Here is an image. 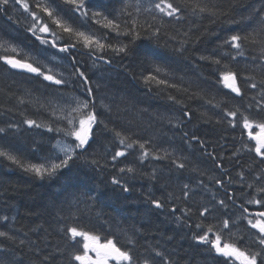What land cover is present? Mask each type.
<instances>
[{
  "label": "trees",
  "instance_id": "16d2710c",
  "mask_svg": "<svg viewBox=\"0 0 264 264\" xmlns=\"http://www.w3.org/2000/svg\"><path fill=\"white\" fill-rule=\"evenodd\" d=\"M124 2L86 0L89 17L85 19L64 0H47L48 5L71 26L95 33L105 38L106 43L116 46L128 44L130 37L104 28L103 23L95 22L102 17L93 19L91 13L100 12L109 19H116L122 31L125 21L130 19L121 13ZM127 2L131 5L135 0ZM211 2L226 14L200 18L188 16L180 22L166 19L158 38L151 35V30H141L140 39L131 46L128 55L115 54L110 49L103 53H90L79 44L65 52L63 68L66 69L65 64L69 63L74 72L79 69L87 76L100 119L109 130L115 127L136 133L134 138H151L157 148L167 149L173 155L163 160L150 158L139 164L136 161L138 152L132 151L127 159H121L116 168L111 164L104 166L118 145L113 142L111 131L100 125L96 127V135L87 150H78V158L54 175L37 176L0 157V231L15 238L0 237V264H78L71 260V254L80 250V245L69 242L61 231V226L74 222L84 230L118 240V246L125 248L128 237H132V255L139 264L144 259H154L155 264H226V258L193 238L202 234L195 225L201 221L204 225L217 224L225 216L239 217L242 212L239 205L251 198L250 194L255 191L248 189L247 185L261 183L255 177L264 169V164L253 153L237 151L246 142V134L242 138L239 128L233 130L224 119L222 110H231L236 105L243 109L251 103V117L264 119V112H258L255 107L260 101L259 86L256 89L245 88L244 98H237L229 89L216 83V65L199 57L219 56L229 51L219 45L230 35H246L258 28L260 15L257 13L264 14V0ZM29 3L34 5L35 0H29ZM128 12L136 15L132 7ZM139 19L141 22L147 19L154 26H160L159 21H151L147 13H142ZM31 23V18L19 5L16 8L9 5L0 10V33H3L0 41L23 50H36L43 44L28 31ZM50 27L57 32L58 47L75 42V38H69L51 24ZM185 32L187 37L183 35ZM45 38L53 39L51 35ZM184 39L188 43L184 45L183 52L177 51ZM255 48L246 46L244 57L233 62V67L244 75L253 76L259 85L264 79V71L260 67L264 61H253L252 57L260 55ZM100 55L104 60L97 59ZM19 58L25 59L22 55ZM109 60L111 63L106 62ZM94 61L98 68L91 67ZM156 66L168 73L167 76L161 73L160 79H167L169 85L176 84L188 91H178L169 85L146 84L143 76L153 72ZM80 79L76 76L75 85L80 83ZM72 90L69 86L54 85L37 75L11 69L0 61V127L18 126L9 128L6 134L0 133V148L34 164L46 163L41 160L49 155V161L64 159L63 155L52 156L53 144L65 137L64 134L50 132L47 127L30 128L23 121L33 119L55 129L61 121L50 118L46 111L37 110L39 103L35 96L43 98L51 92L77 94ZM194 93H200V96L189 99ZM169 96H175L183 103L175 104L168 99ZM18 98L24 99L25 103H19ZM209 100L212 103H208ZM217 103L219 108L215 107ZM104 104L111 107L110 112L102 106ZM185 112L190 115L186 117ZM218 120L222 122L218 123ZM193 135L204 141V146L192 140ZM73 140L66 137L70 143ZM159 154L163 155V152ZM94 159L99 164H92ZM173 160L184 163L186 167L177 169ZM128 164L137 169L136 174H119L118 168ZM154 168L155 180L148 175ZM241 171L244 172L243 179L238 176ZM113 176L127 183L130 190L125 192L112 184ZM209 177L222 179L223 187ZM200 181H203L202 185ZM184 184L190 186L187 198L183 196ZM229 196L232 200L228 199ZM150 198L161 200L164 206L156 208L149 202ZM220 200H225L229 207L222 208L218 203ZM245 206L252 211L260 210L257 205ZM203 207H214L215 211L202 218L199 211ZM173 208L177 210L173 212ZM187 208L192 209L191 216L185 214ZM231 232L233 238L244 236L246 244L253 250L260 247L252 244L254 237L246 221H237ZM224 235L227 239L229 233ZM155 252L162 253L165 259L155 256Z\"/></svg>",
  "mask_w": 264,
  "mask_h": 264
},
{
  "label": "snow or ice",
  "instance_id": "6c2138e0",
  "mask_svg": "<svg viewBox=\"0 0 264 264\" xmlns=\"http://www.w3.org/2000/svg\"><path fill=\"white\" fill-rule=\"evenodd\" d=\"M67 5L72 6L74 11L81 17L87 19L89 17V11L86 5V0H64ZM10 0H0V10H5L9 6ZM14 5H19L24 13H27L31 18L32 23L28 28L42 44H51L52 47L57 46L59 37L57 32L52 30L50 24L58 29L62 33H66L69 38H75V42L71 45L64 44L60 47L61 52H69L71 48H75L77 44L89 50L90 53L100 52L103 53L106 50H111L115 54L128 55L131 51V46L141 37V30H151V35L158 38L161 32V27L165 25L166 19L169 21L180 22L186 19L188 16L200 18L204 15L209 17H217L225 15L220 7L211 2V0H135L134 4H129L125 0L121 13L128 16L130 19L125 21V26L121 31V24L116 19H109L107 16H103L100 12H92L93 19L96 17H102V20L96 19V23H103L104 28L112 29L117 35H123L130 37L128 44H121L119 46L109 44L105 42V38L97 36L95 33L82 31L71 26L66 20L59 16L53 8H51L47 0H35L34 5L29 3V0H13ZM146 5V6H145ZM33 7L35 10H33ZM132 7L136 13L135 16L131 12H128V8ZM142 13H147L151 17V21H159V27L154 26L153 23H149L147 19L143 22L139 19ZM260 26L254 28L246 35L239 33L230 35L225 39L219 47L227 48L229 51L221 53L219 56H200L201 60H210L212 64L216 65V83L222 84L224 88L229 89L235 97L243 99L244 89H256L260 88L259 96L260 101L256 103L255 107L258 112H264V79L259 82V85L255 82L253 76L244 75L243 72L233 67V62H237L238 58L244 57L245 48L248 45L256 46L255 50H258L259 57H252L253 61L260 59L264 61V14H260ZM233 23L234 21H229ZM39 33L40 35H37ZM51 35L53 39L49 41L45 37ZM185 37L188 33H183ZM176 39L175 36L172 37ZM198 39V38H197ZM188 43L187 39L181 40V47L177 50L183 52L184 45ZM20 52L14 45L9 44L6 41H0V61L5 65L10 66L11 69L24 70L27 73L36 74L39 77H43L45 81H50L54 85L67 86L68 81L64 78H57V75L53 73L51 69L42 70L40 66H37L27 59L19 58ZM97 59L104 60V56H97ZM111 63V61H106ZM261 70L264 71V64L260 65ZM247 71V67L245 68ZM165 76L168 73L159 66L154 68L153 72H149L143 76V80L146 84L155 83L157 85H169L167 79H160V74ZM61 77L63 74H60ZM73 75L81 78V82L85 85V91L87 98H81L72 94H61L60 100L56 101V105L52 108L51 114L58 119H62L66 122L67 127H56L53 129L50 125L38 124L36 120L25 119L23 123L31 127H47L48 131H55L57 133H63L65 137L74 138L72 143H62L57 141L55 147L59 152L63 153L64 159L58 163L55 161H47L46 163L34 164L22 161L17 155L0 148V157L12 161L13 163L24 168L25 171L33 172L37 176L43 177L44 175H54L57 170L67 167L69 162L74 158H78V150L86 151L90 146V142L96 135V127L103 125L105 130L108 129V125L100 119L99 113L96 108L95 97L93 96L92 87L88 86V78L83 71L76 69ZM178 91L187 92L188 89L180 88L176 84L169 85ZM200 96V93H194L189 96V99ZM169 100L175 104H182L183 101L177 100L175 96H169ZM253 99H255L253 97ZM19 103H25L24 99L18 98ZM64 101V102H61ZM212 103L211 100L207 101ZM52 101H49L51 104ZM107 111H111L109 105H102ZM41 107L45 105L41 104ZM215 107L219 108L220 104L217 103ZM253 105L248 103L242 109L241 106L236 105L231 110L224 108V119L227 120L228 125L233 129L239 128L241 130V137L244 138L246 134V142L242 143L241 147L237 151H247L253 153L255 157L259 158V162L264 164V119H255L249 115V111ZM187 117L190 113L185 112ZM218 123L222 121H217ZM171 123V121H169ZM179 123V121H178ZM18 126L15 124L8 125L7 127H0V133H7L8 129H15ZM109 131L113 134V142L118 145L110 156V160L105 162L104 166L111 164L113 168L121 162V159H127V156L132 151L138 152L136 161L139 164H143L150 158L153 160H163L172 157L173 153L167 149H159L153 143L151 138L142 139L134 138L136 133H130L125 129L111 128ZM185 136L188 134L185 133ZM192 140L198 141L201 146H204L205 142L199 140L198 137L192 136ZM163 152V155L159 153ZM211 155V154H209ZM235 155V153L233 154ZM92 164H99L98 160H92ZM172 163L177 169H184L186 165L184 163H177L173 160ZM195 171V169H194ZM137 169L131 164L118 168L119 174L131 173L135 175ZM151 179H156V169L154 168L151 173L148 174ZM203 175V173H201ZM238 176L243 179L244 172L238 173ZM214 179L216 184L223 187L224 182L222 179ZM255 179L261 181L260 184L255 182L247 185L248 189H254V193L250 194L251 198L246 199L244 203L239 207L242 209L239 217L233 218L231 216H225L218 221L217 224L204 225L203 221L196 223L195 227L200 229L202 234H197L193 238L207 246L215 254L226 258V264H264V169L256 175ZM111 183L120 186L123 191H129L128 184L118 179L116 176L112 177ZM203 184V181H200ZM183 196L185 198L190 195L189 184H184L182 187ZM259 197V198H257ZM232 200V197H228ZM156 208L163 207V203L159 199H151L149 201ZM219 205L227 209L229 207L225 200H220ZM245 205H257L260 210L252 211ZM177 209L173 208L175 212ZM215 208L203 207L199 211V216L207 218V215ZM185 214L191 216L192 209H185ZM4 219H7L5 217ZM177 219H181L178 217ZM237 221H246L248 230L252 232L254 239L252 244H258L260 247L258 250H253L251 245L246 244L244 236H235L231 232V229L236 226ZM61 231L64 233L67 240L73 244L80 245V250H77L71 254V260L78 262V264H139V261H135L132 255L131 248L134 245V239L128 237L127 247L118 246V240L102 236L94 231L84 230L78 223L71 225L61 226ZM225 232L229 233L228 238H225ZM0 237L8 239H15L10 237L7 232L0 231ZM21 244L24 241H20ZM241 245H244L242 247ZM91 253V254H90ZM155 256L163 257L160 252H155ZM47 259V258H46ZM142 264H155L154 259H144Z\"/></svg>",
  "mask_w": 264,
  "mask_h": 264
},
{
  "label": "rangeland",
  "instance_id": "374dc122",
  "mask_svg": "<svg viewBox=\"0 0 264 264\" xmlns=\"http://www.w3.org/2000/svg\"><path fill=\"white\" fill-rule=\"evenodd\" d=\"M9 5L13 6L14 8H16V6H17V5L13 4V0H10ZM1 34H3V33H0V35ZM17 48L20 52V55L24 56L25 59L31 60L32 62H34L35 64L40 66L42 68V70L46 71L47 69H51L53 71V73L57 75V78L66 79L68 81L67 86L72 88L73 89L72 91L77 93V94H75V93L68 92V93H60L59 94L57 92H51L50 94L45 95L43 98L35 96L37 99L36 101H38V103H39L36 106L37 110L41 109V111L42 110L46 111L47 113L50 114V116H51L50 118H52L56 121H61V124H58L57 127H62V128L67 127V124L65 123V121H63L62 119H58L57 117L53 116L51 114V112H52V108L54 106H57L56 101L60 100L61 94H72V95L81 97L82 99L87 98L86 91H85V85L81 81L78 85H75V83H74V80L76 78V76L73 75L74 67L72 65H69V63H66L65 64L66 69H64L62 64L65 61V59L63 58V55H65V54L60 55V54L54 53L48 45H45V44L39 45V47L36 50L35 49L34 50H28L25 48L23 50V49H20L19 47H17ZM91 67L92 68H98V66H96L95 61L93 63H91ZM60 74H63V76L61 77ZM40 78L43 79V77H40ZM81 95H85V97L81 96ZM50 100L52 101L51 104H49ZM61 102H64V101H61ZM41 104L45 105V107H41ZM58 134H63V133H58ZM58 141H61L62 143H70V142L66 141V137L60 138ZM56 144H57V142L55 144H53L54 146L52 147V150H53L52 156L63 155V153L59 152L58 148L55 147ZM50 157H51V155H49L46 159H42L41 161L47 162V161H49L48 158H50ZM50 161H55V160H50ZM59 161L60 160L55 161V162L58 163ZM38 164H40V163H38Z\"/></svg>",
  "mask_w": 264,
  "mask_h": 264
},
{
  "label": "water",
  "instance_id": "95a60500",
  "mask_svg": "<svg viewBox=\"0 0 264 264\" xmlns=\"http://www.w3.org/2000/svg\"><path fill=\"white\" fill-rule=\"evenodd\" d=\"M59 50H60V48H59ZM17 70H19V69H17ZM24 71V70H23Z\"/></svg>",
  "mask_w": 264,
  "mask_h": 264
},
{
  "label": "bare ground",
  "instance_id": "6f19581e",
  "mask_svg": "<svg viewBox=\"0 0 264 264\" xmlns=\"http://www.w3.org/2000/svg\"><path fill=\"white\" fill-rule=\"evenodd\" d=\"M66 123V122H65Z\"/></svg>",
  "mask_w": 264,
  "mask_h": 264
}]
</instances>
